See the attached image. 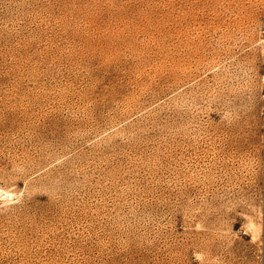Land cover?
Returning <instances> with one entry per match:
<instances>
[{
    "label": "rangeland",
    "instance_id": "374dc122",
    "mask_svg": "<svg viewBox=\"0 0 264 264\" xmlns=\"http://www.w3.org/2000/svg\"><path fill=\"white\" fill-rule=\"evenodd\" d=\"M2 193L0 264H264V0H0Z\"/></svg>",
    "mask_w": 264,
    "mask_h": 264
},
{
    "label": "bare ground",
    "instance_id": "6f19581e",
    "mask_svg": "<svg viewBox=\"0 0 264 264\" xmlns=\"http://www.w3.org/2000/svg\"><path fill=\"white\" fill-rule=\"evenodd\" d=\"M3 195V193L2 194H0V197ZM12 195V194H11ZM6 196V195H5ZM3 199H4V197H2ZM6 198V197H5ZM7 199V198H6Z\"/></svg>",
    "mask_w": 264,
    "mask_h": 264
}]
</instances>
